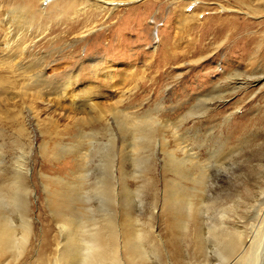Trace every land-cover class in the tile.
I'll list each match as a JSON object with an SVG mask.
<instances>
[{
	"label": "rangeland",
	"instance_id": "rangeland-1",
	"mask_svg": "<svg viewBox=\"0 0 264 264\" xmlns=\"http://www.w3.org/2000/svg\"><path fill=\"white\" fill-rule=\"evenodd\" d=\"M0 4L3 48L23 67L0 71V220L11 232L0 264H261L264 0ZM13 12L30 27L25 48ZM219 16L241 30L229 37ZM190 30L195 56L186 36L180 62L149 68Z\"/></svg>",
	"mask_w": 264,
	"mask_h": 264
},
{
	"label": "bare ground",
	"instance_id": "bare-ground-1",
	"mask_svg": "<svg viewBox=\"0 0 264 264\" xmlns=\"http://www.w3.org/2000/svg\"><path fill=\"white\" fill-rule=\"evenodd\" d=\"M110 2H112V1H110ZM113 3V6L116 4L115 2H112ZM208 9V7L207 6H204V5H200L199 6V10L201 11V13L202 12H205V10H207ZM9 13V12H8ZM11 13V12H10ZM3 14H5L4 13V11L2 12V8H1V4H0V71L1 70H4V69H10V70H12V71H14V72H18V71H21L22 70V66H21V64H19V62H16V60H19V59H17V56H18V54H14L13 53V55H11V54H7V53H5V50H7V49H4L3 48V43H4V40L2 39V36H6L7 37V35H5L6 33L8 34L9 32L7 31L6 33H5V29L6 30H10V27L7 29V24H8V21L10 20H5V17L3 18ZM3 15V16H2ZM23 17H24V19H25V16L23 15H19V14H15V12H13V14L11 15V21L12 20H15L16 21V28H15V30H16V34H15V36H20V38L18 37L17 39H19V43L22 45V47L23 48H25V46H24V44H22L21 42H23L22 40L25 38V36L26 35H28V34H30L31 33V30H30V27L27 25V23L28 22H26L25 20H23ZM9 18H10V14H9ZM202 18H203V16H202V14L200 15V16H198L197 18H193L192 19V21H191V26H190V29L192 28V30L195 32V30L197 29V27L200 25V24H202V23H204V22H200V24H198L199 23V20H202ZM218 19H222V20H226V19H228V24L231 26V30H230V35H229V37L231 36V35H234V34H236V33H238L240 30H241V21L239 22V17H229V16H226L225 18H221V16H219L218 17ZM217 19V20H218ZM216 20V21H217ZM12 24H10V26L12 27V25L14 24V22L12 21L11 22ZM201 26V25H200ZM13 28H14V26H13ZM12 29V28H11ZM12 30H14V29H12ZM25 30H27L26 32H25ZM10 32H11V30H10ZM13 32V33H14ZM2 33H3V35H2ZM12 34V33H11ZM10 33L8 34V35H11ZM216 35H215V37L214 38H216V41L218 40V39H220V37H219V35H220V32H218V33H215ZM30 35H32V34H30ZM13 36V35H12ZM11 36V37H12ZM174 36V35H173ZM186 36H191L190 38V40L191 41H189L191 44H190V46H189V48H188V50L187 51H189L188 52V55H187V57H193V56H195L197 53H198V51H199V49H197L196 47H195V43H196V41H197V39L196 38H194V39H192V34H191V30H190V32H188V33H186V34H183V35H181V36H177L176 35V38H177V40H175L174 41V43L172 42V43H169V38H167L165 41H167L166 42V44L165 45H162L161 47H160V49H159V51L158 52H156L157 53V55L159 54V55H161L160 56V58H159V61H158V56L155 54V56H154V58L155 59H153L150 63H149V68H154V67H157L158 66V63H160V64H162L164 61L166 62V64H168V63H173V62H180V57H183V56H185L187 53H185V54H173V52H175V53H178L179 51H178V48H179V44L181 43V41H183V40H185V38H186ZM3 37V38H4ZM173 38V37H172ZM9 39V38H8ZM12 39H13V37H12ZM11 39V40H12ZM15 39V38H14ZM196 40V41H195ZM239 40H241V37L237 40V42L239 41ZM17 41V40H16ZM172 41V40H171ZM187 41V40H186ZM5 42H10V41H5ZM18 42V41H17ZM17 42H16V44H17ZM177 42H179V44L177 43ZM223 42L224 41H221L220 42V40H219V42H217V46L220 48V46H222L223 45ZM11 43V42H10ZM18 43V44H19ZM170 44V46H171V44H173V46H171L170 48L169 47H167V44ZM239 43H241V42H239ZM15 44V45H16ZM10 46V45H9ZM19 45H17V47H18ZM19 48V47H18ZM168 49V51H167V55H169L168 57L167 56H165L164 58L162 57V53H165L166 52V50ZM174 49V50H173ZM10 50V49H9ZM13 51V50H12ZM11 51V52H12ZM6 52H8L9 53V51L7 50ZM10 52V53H11ZM161 53V54H160ZM181 53V52H180ZM186 57V58H187ZM205 57V55H202L201 57H199L200 59H202V58H204ZM185 58V57H184ZM200 59H198V60H200ZM14 67H17L16 69H14ZM25 71V70H24ZM236 71V73H234V74H236L237 76H241V72H240V70H239V68H237V70H235ZM26 72V71H25ZM231 73V72H230ZM233 74V75H234ZM33 75V74H32ZM36 75V74H35ZM235 75V76H236ZM31 76V75H30ZM229 76V75H228ZM230 76H232V75H230ZM2 75H1V73H0V79H2ZM33 77V76H32ZM262 77L261 76H259V77H257V79H261ZM236 79V78H235ZM2 82V81H1ZM67 82H68V84H70V77L68 78V80H67ZM241 82V81H240ZM67 85V84H66ZM65 88H66V86H65ZM37 93H43L42 91H37ZM44 93H46V92H44ZM213 96H210L209 97V99H213L212 98ZM1 188V187H0ZM6 221V220H5ZM5 221H1L0 220V251L5 247V245H6V243L7 242H9V240H10V238H11V232H10V228L8 227V225L5 223ZM77 224V223H76ZM75 224V225H76ZM82 226V225H81ZM77 227V226H76ZM81 228V227H80ZM82 230V229H81ZM87 230V229H86ZM78 231V230H77ZM28 232H29V230L27 229L25 232H24V234H23V236H24V241H27L28 240V237H29V234H28ZM80 232V231H79ZM87 232V231H86ZM77 234H78V232H77ZM75 235V234H74ZM86 235V234H85ZM262 239H261V241H260V244H259V248L257 247V249H258V252H257V250H255L254 251V254H256L258 257H260L261 258V264H264V229H263V232H262ZM76 237V236H75ZM85 237V236H84ZM97 237V245H100L101 243H102V241L100 240L101 238H100V236L98 237V236H96ZM80 238H83L82 236L80 237ZM91 238V237H90ZM95 238V237H94ZM100 238V239H99ZM96 239V238H95ZM98 239H99V241H98ZM76 240H78V239H76ZM80 241H81V239H79ZM83 241H85L84 239H82ZM88 240V239H87ZM22 241H23V239H22ZM23 241V242H24ZM91 241H92V239H91ZM96 241V240H95ZM101 241V242H100ZM94 244H96L94 241H92ZM103 242H105V240L103 241ZM107 242V243H106ZM106 242L104 243V244H109L110 245V247H114V244H113V241H111V240H106ZM84 243V242H83ZM91 243V242H90ZM85 244H86V241H85ZM92 244V243H91ZM103 244V245H104ZM117 244V243H116ZM87 245H89V243L87 244ZM75 246H76V244H75ZM82 246H83V244H82ZM93 246V244L91 245V247ZM102 246V245H101ZM90 247V248H91ZM93 247H95V248H98L99 249V246L98 247H96V245H94ZM106 247V249H107V245H105V246H103V248H105ZM109 247V246H108ZM83 248H84V246H83ZM89 248V247H88ZM103 248H100V251L103 249ZM97 249V250H98ZM113 249H115V248H113ZM104 250V251H103ZM102 251H103V254H104V252H105V249H103ZM108 250V249H107ZM110 250H112V249H110ZM109 250V251H110ZM96 251V250H95ZM88 252V251H87ZM117 252V251H116ZM99 253V252H98ZM109 253V252H108ZM83 254V253H82ZM82 254H81V256H82ZM85 254V253H84ZM113 254V253H112ZM99 255V254H98ZM101 255H102V253H101ZM106 255V254H105ZM104 256V255H103ZM252 256H254V255H252ZM66 257H64V259H65ZM255 258V257H254ZM60 259V258H59ZM61 259L62 260H59V261H61V262H63V258L61 257ZM247 261H246V263H244V264H252L253 262H254V260L255 259H253L252 260V258L251 257H247ZM66 260V259H65ZM69 259H67V261H68ZM116 260H117V257H79V259H77V260H75L74 258L73 259H70V263L69 264H98L99 262H101L102 264H109L110 262H116ZM252 260V261H251ZM59 261H57L56 260V262H58V263H60V264H62L61 262H59ZM65 262V261H64ZM57 263V264H58ZM259 263V262H258ZM257 263V264H258ZM66 264H68V262L66 263ZM256 264V263H255Z\"/></svg>",
	"mask_w": 264,
	"mask_h": 264
}]
</instances>
